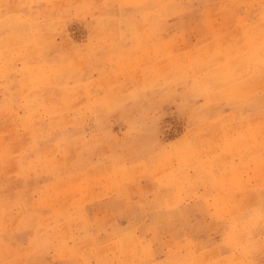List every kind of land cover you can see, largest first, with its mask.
Listing matches in <instances>:
<instances>
[{
    "label": "rangeland",
    "instance_id": "1",
    "mask_svg": "<svg viewBox=\"0 0 264 264\" xmlns=\"http://www.w3.org/2000/svg\"><path fill=\"white\" fill-rule=\"evenodd\" d=\"M0 3V264H264V0Z\"/></svg>",
    "mask_w": 264,
    "mask_h": 264
},
{
    "label": "bare ground",
    "instance_id": "2",
    "mask_svg": "<svg viewBox=\"0 0 264 264\" xmlns=\"http://www.w3.org/2000/svg\"><path fill=\"white\" fill-rule=\"evenodd\" d=\"M66 1H67V0H66ZM97 1H99V0H97ZM57 2H58V1H57ZM59 3H61V2H59ZM65 3H66V2H65ZM97 3H98V2H97ZM0 4H1V3H0ZM51 4H54L53 1H52ZM55 4H56V1H55ZM67 4H68V3H67ZM168 4H169V3H168ZM171 4H172V3H171ZM51 6H52V5H51ZM171 6H172V5H171ZM49 7H50V6H49ZM52 7H53V6H52ZM52 7H51V8H52ZM53 8H54V7H53ZM167 8H169V7H167ZM169 9H170V8H169ZM100 11H101V10H100ZM101 12H102V11H101ZM228 13H229V12H228ZM228 15H229V14H228ZM22 20H24V19H22ZM0 21H1V20H0ZM20 21H21V19H20ZM26 21H27V20H26ZM13 22H15V21H13ZM22 22H25V21H21V22H19V24H21ZM27 23H29V22L27 21ZM9 24H10V23H9ZM14 24H15V23H14ZM19 24H18V25H19ZM32 24H34V22H32ZM32 24H31V26H32ZM48 24H49V23H48ZM48 24H47V25H48ZM246 24H247V23H246ZM10 25H11V24H10ZM12 25H13V24H12ZM18 25H17V26H12V27H13V28L15 27V30H16L17 27H18ZM22 25H23V24H22ZM22 25H21V26H22ZM25 25L27 26V24H25ZM21 26H20V27H21ZM45 26H46V25H45ZM157 26H158V25H157ZM12 27L10 26V28H12ZM38 27H39V26H38ZM106 27H107V26H106ZM255 27H256V26H255ZM0 28H1V27H0ZM10 28H9V30H11ZM13 28H12V29H13ZM27 28H28V27H27ZM27 28H25V31H26ZM217 28H218V27H217ZM243 28H244V27H243ZM107 29H108V28H107ZM18 30H19V31H18ZM18 30H16V31L20 32V28H18ZM42 30H43V28H42ZM44 30H45V29H44ZM247 30H248V29H247ZM11 31H12V30H11ZM13 31H14V30H13ZM27 31H28V29H27ZM27 31H26V32H27ZM34 31H35V30H34ZM34 31H32V32L35 33ZM103 31H104V30H103ZM252 31H253V30H252ZM260 31H261V30H260ZM30 32H31V31H30ZM32 32H31V33H32ZM8 33H9V32H8ZM16 33H17V32H16ZM16 33H15V34H16ZM24 33H25V32H24ZM41 33H42V32H41ZM5 34H6V33H5ZM22 34H23V33H22ZM29 34H30V33H28V36H30ZM35 35H36V34H35ZM37 35H38V34H37ZM40 35H41V34H40ZM258 35H259V34H258ZM13 36H14V35H13ZM22 36H24V34H23ZM33 36H34V34H33ZM42 36H43V35H42ZM1 37H2V36H1ZM1 37H0V38H1ZM6 37H7V36H6ZM20 37H21V36H20ZM20 37H19V38H20ZM25 37H26V38H29V37H27V34L25 35ZM35 37H36V36H35ZM48 37H49V39H50V36H48ZM3 38H4V37H3ZM9 38H10V37H9ZM16 38H17V37H16ZM26 38H25V39H26ZM10 39H11V38H10ZM13 39H15V36L13 37ZM17 39H18V38H17ZM23 39H24V37H23ZM25 39H24V40H25ZM44 39H45V37H44ZM47 39H48V38H47ZM15 40H16V39H15ZM15 40H14V42H15ZM21 40H22V39H20V42H21ZM27 40H28V39H27ZM29 40H31L30 42H32V39H31V38H30ZM33 40L36 41V40L34 39V37H33ZM16 41L19 42V40H16ZM5 42L7 43L8 41H5ZM11 42H12V41H11ZM28 42H29V41H28ZM37 42H38V40H37ZM1 43H2V45H6V44H5L4 42H2V41H1ZM3 43H4V44H3ZM8 44H10V42H9ZM15 44H17V43L15 42L14 45H15ZM26 44H27V42H26ZM101 44H102V43H101ZM0 45H1V44H0ZM10 45H11V44H10ZM12 45H13V44H12ZM38 45H39V44H38ZM245 45H247V43H246V44L243 43L242 46H239V47L243 48ZM1 47H3V46H1ZM169 47H170V46H169ZM223 47H225V45H223V46H220V45H219V46H217V47L214 48V49H210V51H208V53H209L208 55L211 56V57H213L216 53L220 54L221 51H223ZM236 47H237V46H234V47H228V48H225V50H226V49H227V50H231V49H234V48H236ZM37 48L40 49L39 47H37ZM170 48H172V47H170ZM217 48H218L219 50H217V52L215 53L214 51H215ZM245 48H249V46H245ZM258 48H259V47H258ZM258 48H257V50H258ZM261 48H262V47H261ZM21 49H22V48H21ZM172 49H173V48H172ZM17 50H18V49H17ZM41 50L44 52L43 49H41ZM41 50H40V51H41ZM160 50H161V49H160ZM162 50H163V49H162ZM164 50H165V49H164ZM234 50H235V49H234ZM19 51H20V50H19ZM40 51H39V52H40ZM248 51H249V50H248ZM39 52H38V53H39ZM43 52H42V54H43ZM44 53H45V52H44ZM5 54H7V53H5ZM10 54H11V53H10ZM13 54H14V53H13ZM249 54H250V53H249ZM40 56H41V55H40ZM239 56H240V55H239ZM241 56H242V55H241ZM245 57H246V56H245ZM28 58H30V56H29ZM0 59H1V58H0ZM32 59H33V58H32ZM36 59H37V58H36ZM151 59H152V58H151ZM240 59H241V58H240ZM11 60H12V59H11ZM19 60H20V59H19ZM19 60H18V58H17V61H19ZM22 60H24V58H23ZM26 60H28V59L26 58ZM14 61H15V60H14ZM20 61H21V60H20ZM263 61H264V60H263ZM28 62H29V60H28ZM7 63H8V62H7ZM209 63H210V62H209ZM9 64H11V63H9ZM12 64H13V63H12ZM34 64H35V63H34ZM37 64H38V63H37ZM169 64H171V63H169ZM197 64H198V63H197ZM5 65H6V64H5ZM25 66H26V65H25ZM37 66H38V65H37ZM172 66H173V65H172ZM10 67H11V66H10ZM38 67H39V66H38ZM0 68H1V67H0ZM11 68H12V67H11ZM6 69H7V68H6ZM6 69H4V70H6ZM1 70H2V69H1ZM162 70H163V69H162ZM167 71H168V70H167ZM208 71H210V70H208ZM4 72H6V71H4ZM4 72H3V73H4ZM28 72H29V71H28ZM44 72H45V71H44ZM216 72H217V71H216ZM3 73H2V75H3ZM162 73H163V72H162ZM213 75H214V74H213ZM44 76H45V75H44ZM56 77H57V76H56ZM226 84H227V83H226ZM59 92H60V91H59ZM78 93H79V92H78ZM80 93H82V91H81ZM87 93H88V92H87ZM82 94H83V93H82ZM82 94H81V95H82ZM81 95H79V96H81ZM84 95H85V94H84ZM74 96H75V97H76V96L78 97V94H77V95H74ZM70 98H72V97H70ZM73 98H74V97H73ZM73 98H72V100H74ZM57 99H58V98H57ZM63 100H64V99H63ZM70 100H71V99H70ZM60 103H61V102H60ZM61 104H63V103H61ZM58 105H59V104H58ZM68 106H69V105H68ZM26 116H27V115H26ZM63 116H64V115H63ZM22 122H24V121H22ZM24 123H26V122H24ZM29 123H30V121H29ZM21 125H22V124H21ZM23 125H24V124H23ZM26 125H27V123H26ZM30 126H31V125H30ZM23 128H24V127H23ZM27 129H29V126H28ZM27 129H26V130H27ZM3 130H4V129H3ZM24 130H25V129H24ZM30 130H31V129H30ZM262 130H263V129H262ZM262 130H261V131H262ZM263 132H264V131H263ZM260 133H261V132H260ZM9 140H10V139H9ZM11 141H12V140H11ZM13 143H16V142L14 141ZM0 145H1V143H0ZM235 147H236V145H235ZM238 147H240V146H238ZM184 151H185V150H184ZM219 153H220V152H219ZM43 155H44V154H43ZM180 155H181V154H180ZM220 160H221V159H220ZM51 161H52V160H51ZM51 163H52V162H51ZM55 163H56V162H55ZM196 163H197V162H196ZM1 165H3V164H1ZM5 165H6V164H5ZM42 165H43V164H42ZM60 166H61V165H60ZM1 167H2V169H3V166H1ZM6 167H7V166H6ZM58 168H59V167H58ZM5 169H6V168H5V166H4V170H5ZM185 169H186V168H185ZM185 169H184V170H185ZM7 170H8V169H7ZM100 170H101V169H100ZM97 171H98V170H97ZM103 171H104V170H103ZM114 171H115V170H114ZM95 172H96V171H95ZM160 172H161V171H160ZM208 172H209V171H208ZM53 173H54V172H53ZM96 173H97V172H96ZM99 173H100V172H99ZM128 174H129V173H128ZM101 175H102V174H101ZM118 175H119V174H118ZM94 176H95V175H94ZM99 176H100V175H99ZM105 176H106V175H105ZM200 177H201V176H200ZM202 177H203V176H202ZM90 178H91V177H90ZM258 181H259V180H258ZM112 182H113V181H112ZM181 182H182V181H181ZM216 182H217V181H216ZM85 183H86V182H85ZM87 183H88V182H87ZM86 186H87V185H86ZM193 189H194V188H193ZM207 190H208V189H207ZM240 199H241V197H240ZM250 199L252 200V198H249V201H250ZM46 200H48V199H46ZM242 200H243V199H241L240 201H242ZM27 204H28V203H27ZM247 204H248V203H247ZM245 205H246V203H245ZM257 205H258V204H257ZM0 207H1V206H0ZM237 207H238V206H237ZM259 208H260V207H259ZM238 209H239V207H238ZM20 213H21V212H20ZM249 218H252V217H249ZM79 221H80V220L78 219V222H79ZM258 221H259V220H258ZM255 223H256V222H255ZM3 224H4V223H3ZM256 224H257V223H256ZM237 225H239V224H237ZM238 227H239V226H238ZM249 228H250V227H249ZM255 228H256V227H255ZM232 230H233V229H232ZM242 230H243V229H242ZM245 230H246V229H245ZM59 235H60V234H59ZM38 238H39V237H38ZM89 242H91V241H89ZM84 243H85V242H84ZM123 243H124V242H123ZM5 249H6V248H5ZM146 250H147V249H146ZM10 252H11V251H10ZM213 257H214V256H213ZM126 261H127V260H126Z\"/></svg>",
    "mask_w": 264,
    "mask_h": 264
}]
</instances>
